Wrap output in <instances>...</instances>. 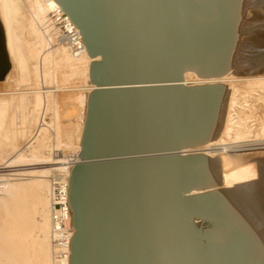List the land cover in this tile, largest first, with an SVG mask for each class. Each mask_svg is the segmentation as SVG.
Listing matches in <instances>:
<instances>
[{
  "label": "water",
  "instance_id": "1",
  "mask_svg": "<svg viewBox=\"0 0 264 264\" xmlns=\"http://www.w3.org/2000/svg\"><path fill=\"white\" fill-rule=\"evenodd\" d=\"M90 56L70 264H264L206 151L243 0H55Z\"/></svg>",
  "mask_w": 264,
  "mask_h": 264
},
{
  "label": "bare ground",
  "instance_id": "2",
  "mask_svg": "<svg viewBox=\"0 0 264 264\" xmlns=\"http://www.w3.org/2000/svg\"><path fill=\"white\" fill-rule=\"evenodd\" d=\"M55 9L63 12L55 0H0V264H70L76 229L65 203L67 243L53 242L52 185L66 184V200L96 85L79 29L64 13L82 45L74 54ZM262 18L264 0H243L206 160L214 186L225 187L220 197L264 252V32L241 36L242 23Z\"/></svg>",
  "mask_w": 264,
  "mask_h": 264
},
{
  "label": "built area",
  "instance_id": "3",
  "mask_svg": "<svg viewBox=\"0 0 264 264\" xmlns=\"http://www.w3.org/2000/svg\"><path fill=\"white\" fill-rule=\"evenodd\" d=\"M61 7V6H60ZM62 9V8H61ZM62 13L59 12L58 9H55L50 12V15L52 19L54 20L57 27H59L62 37L64 36V39L69 42V45L71 46L72 52L74 54H78L82 51V45L79 42V35L77 34L76 30L73 27V22L70 19V17L65 13V11L62 9ZM67 15L70 19V22L73 24H70L66 17ZM75 26V25H74ZM76 27V26H75ZM60 33V34H61ZM81 35V34H80ZM82 38V36H81ZM83 41V39H82ZM84 42V41H83ZM65 183L63 181H60L59 179L53 180L52 185V201H53V212L51 215L52 223H53V230L57 231V236L53 237V242L55 244L64 245L67 243V235H66V213H65V206L67 203V199L65 200ZM69 243V241H68ZM64 253V252H63Z\"/></svg>",
  "mask_w": 264,
  "mask_h": 264
},
{
  "label": "rangeland",
  "instance_id": "4",
  "mask_svg": "<svg viewBox=\"0 0 264 264\" xmlns=\"http://www.w3.org/2000/svg\"><path fill=\"white\" fill-rule=\"evenodd\" d=\"M249 9V8H248ZM248 9H246V11L248 10ZM242 26H243V29H247L246 31H244V32H242V34H241V36H243V35H245V34H247V33H251V32H254V35L257 37V36H259L262 32H264V18H262V19H257V20H254L252 23H251V25H245L244 23H242ZM251 35H253V34H251ZM259 37H261V38H259ZM258 38L259 39H257V40H259L260 42L262 41L263 43H264V35L263 36H259ZM264 73V72H263ZM245 88H247V86L245 87ZM226 89H227V87H226ZM251 99H255V98H253V96H252V98ZM255 101H257L258 103L261 101V100H255ZM262 103H264V102H262ZM245 105H248L249 103H244ZM48 117V119H49V115H47L46 116V118ZM223 188L224 186L221 184V185H218V186H215V188ZM225 188V187H224Z\"/></svg>",
  "mask_w": 264,
  "mask_h": 264
}]
</instances>
